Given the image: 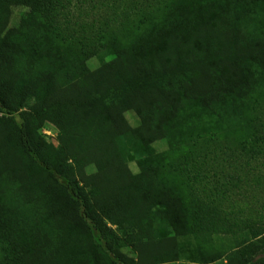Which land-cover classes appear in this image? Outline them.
I'll use <instances>...</instances> for the list:
<instances>
[{
	"label": "trees",
	"instance_id": "1",
	"mask_svg": "<svg viewBox=\"0 0 264 264\" xmlns=\"http://www.w3.org/2000/svg\"><path fill=\"white\" fill-rule=\"evenodd\" d=\"M101 1L97 26L72 0H0V264H264V229L218 202L206 155L172 148L209 117H186L187 94L238 88L255 139L235 150L264 160V0ZM81 53L89 73L63 77Z\"/></svg>",
	"mask_w": 264,
	"mask_h": 264
},
{
	"label": "rangeland",
	"instance_id": "2",
	"mask_svg": "<svg viewBox=\"0 0 264 264\" xmlns=\"http://www.w3.org/2000/svg\"><path fill=\"white\" fill-rule=\"evenodd\" d=\"M72 2L75 14L82 15L84 19L87 18L86 21L89 23L95 21L97 26L100 25V23L98 24L99 19L106 16L109 11L107 6H102L101 0H72ZM105 3L108 2L105 1ZM95 29L99 30L98 27ZM89 60L90 55L88 53L77 54L71 59L68 68H62L63 77L74 79L85 76L89 73ZM255 87L257 98L260 100L264 94V85L259 82ZM185 97V106L188 105L185 111L186 117L192 113L191 110L202 114L207 112L209 117L203 120L200 118L198 127L189 125L187 128V132L190 134L189 138L183 140L182 134H177L178 139L174 140L179 144L172 147L174 148L173 160L180 163L186 157H190L192 160L203 158L206 155L208 160L206 161L208 163L210 161L209 165H212V168L208 166V169L204 170V177L223 189L218 202L225 209L235 210L234 216L237 219L245 220L264 229V160L250 159L248 165L246 160L242 159L243 154L239 150H235L234 147L235 144L247 143L246 146H249L254 143L255 127L248 96L237 88L230 90L225 96L209 94L199 98H191L187 94ZM136 113L135 110L129 113V118L134 125H136L134 120ZM183 127L185 125L181 128ZM43 134L54 144H59L57 133L51 127L45 126ZM220 146L225 148L221 149ZM173 160L168 157V163H174V166H177ZM199 164L200 162L197 163V166ZM167 175L171 177L169 172ZM177 176L180 177L179 181L186 178L184 173H179ZM217 242L222 244L225 251L228 252L241 247L240 237L233 233L219 236ZM127 249L129 250V248ZM224 261L221 259L214 264H221ZM164 264L205 263L180 259Z\"/></svg>",
	"mask_w": 264,
	"mask_h": 264
}]
</instances>
